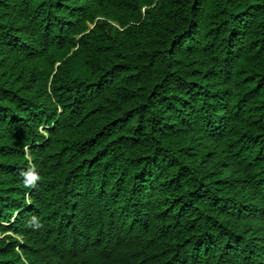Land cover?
Returning a JSON list of instances; mask_svg holds the SVG:
<instances>
[{"label": "trees", "instance_id": "16d2710c", "mask_svg": "<svg viewBox=\"0 0 264 264\" xmlns=\"http://www.w3.org/2000/svg\"><path fill=\"white\" fill-rule=\"evenodd\" d=\"M0 264H264V0H0Z\"/></svg>", "mask_w": 264, "mask_h": 264}]
</instances>
